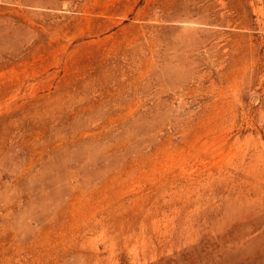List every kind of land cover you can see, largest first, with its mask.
I'll return each mask as SVG.
<instances>
[{
  "label": "rangeland",
  "instance_id": "rangeland-1",
  "mask_svg": "<svg viewBox=\"0 0 264 264\" xmlns=\"http://www.w3.org/2000/svg\"><path fill=\"white\" fill-rule=\"evenodd\" d=\"M0 264H264V0H0Z\"/></svg>",
  "mask_w": 264,
  "mask_h": 264
}]
</instances>
